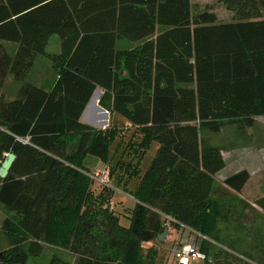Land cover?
I'll list each match as a JSON object with an SVG mask.
<instances>
[{
  "label": "trees",
  "instance_id": "trees-1",
  "mask_svg": "<svg viewBox=\"0 0 264 264\" xmlns=\"http://www.w3.org/2000/svg\"><path fill=\"white\" fill-rule=\"evenodd\" d=\"M218 1L232 11L230 21L210 8L192 14L190 0H0V165L15 154L0 177V204L9 212L0 264H37L29 258L45 243L69 248L75 264H166L159 260L164 228L217 239L216 223L229 206L212 197L214 175L225 161L201 132L248 129L264 115V0ZM53 34L60 49L48 53ZM122 40L134 45L119 47ZM38 54L55 72L47 88L25 81ZM8 76L21 82L10 99ZM97 89L99 106L139 137L129 162H110L120 126L81 119ZM153 143L124 225L109 209V186L94 191L86 159L100 161L108 177L122 168L138 175ZM248 179L240 169L223 184L240 192ZM254 204L264 210V194ZM208 239L199 245L204 262ZM221 251L211 256L217 264H264ZM47 264L71 263L54 255Z\"/></svg>",
  "mask_w": 264,
  "mask_h": 264
},
{
  "label": "rangeland",
  "instance_id": "rangeland-1",
  "mask_svg": "<svg viewBox=\"0 0 264 264\" xmlns=\"http://www.w3.org/2000/svg\"><path fill=\"white\" fill-rule=\"evenodd\" d=\"M190 5L192 14L210 8L216 13L217 20L219 21H230L233 18L232 11L227 9L226 6L218 0H190ZM6 44L12 52L15 45L9 42H6ZM117 44L119 47H131L134 45V43L126 40L118 41ZM59 49L60 38L57 34H53L46 45V52L56 53ZM54 78L55 72L52 68L51 60L46 55L38 54L25 81L47 88ZM20 84L21 82L16 81L12 76H8L5 80L3 90L7 96H13ZM100 92L101 91L97 89L88 102L87 111L84 113L85 118H83L92 122L93 124H89L95 127H106L108 123H114L120 126L122 138L110 162H114L116 159H120L123 163L129 162V160L133 158L131 142L139 137L137 133V136H135L133 128L128 127L124 119L117 115H110L106 109L99 106L98 100ZM98 108V113L93 114L91 112ZM201 137L206 142L218 145L222 149L225 166L214 175L215 190L212 197L216 199L221 206H229L228 216L225 218H218L216 223V240L208 239V237L196 230L184 227L173 228L170 226L163 242L159 245L160 262H166V264H181L175 253L179 252L184 244H189L196 248L204 258L205 254L199 250L202 238L208 239L212 243L209 251L211 255L210 258H208L209 260L207 262L205 261L206 263L202 258H198L195 260L194 264H217V262L212 260L213 258H211V256L216 252H223L221 248L226 249L228 252H233L234 254L244 253L258 262L264 260V210L254 204L255 199L264 194V115L255 117L253 125L248 129L241 130L235 128L233 125H226L218 133L204 130L201 132ZM156 147L157 144L153 143L151 148L147 151L146 157L144 156L140 161L138 175H129L128 172L123 173L122 168L121 170L117 169L112 177H108L109 180L108 183L106 182L107 184L94 181V191L105 189L107 188L106 186H109L113 191L109 209L118 216L120 222L124 225L128 223L129 209L134 204L131 190L135 188L141 173H143L147 163L155 153ZM133 160L135 161V159ZM85 167H87L90 176H92L97 169H105L104 165L92 156L86 159ZM240 169H246L249 172V179L242 190L240 192H234L231 189L225 188L223 179ZM117 174H120L122 177L120 184H116L117 177L115 175ZM8 215V210L0 204V249L8 245L7 238L2 228L3 220ZM230 248L235 249L237 252ZM54 255L62 257L71 264H75L77 258V255L69 248L45 243L41 254L36 257H30L29 262L47 264Z\"/></svg>",
  "mask_w": 264,
  "mask_h": 264
},
{
  "label": "built area",
  "instance_id": "built-area-1",
  "mask_svg": "<svg viewBox=\"0 0 264 264\" xmlns=\"http://www.w3.org/2000/svg\"><path fill=\"white\" fill-rule=\"evenodd\" d=\"M92 176L99 183H106V182L108 183L109 178L107 171L105 169L104 170L97 169V171L94 172ZM175 254L178 257V260L181 264H187L189 260H196L198 258H203V256L198 252V250L189 244L182 245L181 250Z\"/></svg>",
  "mask_w": 264,
  "mask_h": 264
},
{
  "label": "water",
  "instance_id": "water-1",
  "mask_svg": "<svg viewBox=\"0 0 264 264\" xmlns=\"http://www.w3.org/2000/svg\"><path fill=\"white\" fill-rule=\"evenodd\" d=\"M14 159H15L14 153L12 152L7 153L6 158L1 162V165H0V177L1 178H4L8 174ZM167 230H168L167 228H164L163 232L158 235L159 240H163L165 238Z\"/></svg>",
  "mask_w": 264,
  "mask_h": 264
},
{
  "label": "crops",
  "instance_id": "crops-1",
  "mask_svg": "<svg viewBox=\"0 0 264 264\" xmlns=\"http://www.w3.org/2000/svg\"><path fill=\"white\" fill-rule=\"evenodd\" d=\"M51 36H52V35H51ZM51 36H50V37H51ZM50 37H49V38H50ZM48 41H49V39H48ZM16 91H17V90H16ZM16 91H15V93H16ZM3 92H4L5 97L8 98V99L12 98V97L15 95V93H14L13 96H12V95H11V96H7L4 90H3ZM94 104H95V103H94ZM97 107H98V106H97ZM100 107H101V106H100ZM87 108H88V106H86V109H84L85 111H83L82 116H81V119H83L84 122L92 123V122H89V121H87L86 119H84V118H85V117H84V116H85L84 113H86ZM90 110H91V109H90ZM91 112H92L93 114H94V113H98V112H99V108H98L97 110H95V111H91ZM83 117H84V118H83ZM90 121H91V120H90ZM92 124H93V123H92Z\"/></svg>",
  "mask_w": 264,
  "mask_h": 264
},
{
  "label": "bare ground",
  "instance_id": "bare-ground-1",
  "mask_svg": "<svg viewBox=\"0 0 264 264\" xmlns=\"http://www.w3.org/2000/svg\"><path fill=\"white\" fill-rule=\"evenodd\" d=\"M96 98V97H95Z\"/></svg>",
  "mask_w": 264,
  "mask_h": 264
}]
</instances>
